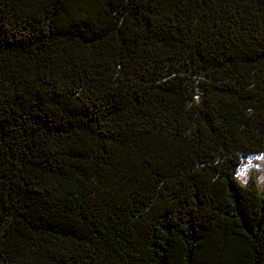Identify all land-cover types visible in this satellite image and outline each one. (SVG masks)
Wrapping results in <instances>:
<instances>
[{
  "label": "trees",
  "instance_id": "1",
  "mask_svg": "<svg viewBox=\"0 0 264 264\" xmlns=\"http://www.w3.org/2000/svg\"><path fill=\"white\" fill-rule=\"evenodd\" d=\"M262 155L264 0H0V264H264Z\"/></svg>",
  "mask_w": 264,
  "mask_h": 264
},
{
  "label": "rangeland",
  "instance_id": "2",
  "mask_svg": "<svg viewBox=\"0 0 264 264\" xmlns=\"http://www.w3.org/2000/svg\"><path fill=\"white\" fill-rule=\"evenodd\" d=\"M251 175L255 177L256 183L264 195V155L244 161L243 167L238 174V180L242 184H247Z\"/></svg>",
  "mask_w": 264,
  "mask_h": 264
},
{
  "label": "snow or ice",
  "instance_id": "3",
  "mask_svg": "<svg viewBox=\"0 0 264 264\" xmlns=\"http://www.w3.org/2000/svg\"><path fill=\"white\" fill-rule=\"evenodd\" d=\"M86 27V26H85Z\"/></svg>",
  "mask_w": 264,
  "mask_h": 264
}]
</instances>
